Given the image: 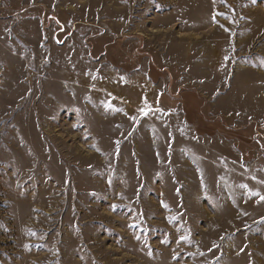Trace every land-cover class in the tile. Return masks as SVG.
<instances>
[{
  "label": "rangeland",
  "instance_id": "obj_1",
  "mask_svg": "<svg viewBox=\"0 0 264 264\" xmlns=\"http://www.w3.org/2000/svg\"><path fill=\"white\" fill-rule=\"evenodd\" d=\"M264 0H0V264H264Z\"/></svg>",
  "mask_w": 264,
  "mask_h": 264
},
{
  "label": "snow or ice",
  "instance_id": "obj_2",
  "mask_svg": "<svg viewBox=\"0 0 264 264\" xmlns=\"http://www.w3.org/2000/svg\"><path fill=\"white\" fill-rule=\"evenodd\" d=\"M261 199H264V197H261Z\"/></svg>",
  "mask_w": 264,
  "mask_h": 264
}]
</instances>
